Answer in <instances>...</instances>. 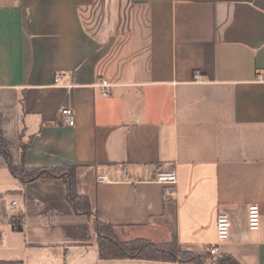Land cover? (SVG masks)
<instances>
[{"label":"crops","instance_id":"1","mask_svg":"<svg viewBox=\"0 0 264 264\" xmlns=\"http://www.w3.org/2000/svg\"><path fill=\"white\" fill-rule=\"evenodd\" d=\"M0 132L15 165L24 147L28 167L74 165L120 240L264 264V0H0ZM170 169L175 186L154 179ZM95 238L62 179L22 183L0 157L1 260L194 264L100 259Z\"/></svg>","mask_w":264,"mask_h":264},{"label":"trees","instance_id":"2","mask_svg":"<svg viewBox=\"0 0 264 264\" xmlns=\"http://www.w3.org/2000/svg\"><path fill=\"white\" fill-rule=\"evenodd\" d=\"M9 142L0 132V157L7 163L11 173L22 183H27L38 178H60L64 182L66 200L72 205L76 213L84 214L92 220V227L96 233L95 242L98 247L100 259H146L158 261L192 262L194 264H206V257L183 249L176 238L170 242L154 243L145 238L132 240H120L112 224L100 221L93 210L90 200L86 195L77 190L76 167L69 166H45L28 167L24 164L22 150L21 161L18 164L12 162L8 149ZM21 230V225H14ZM0 264H20L14 261L0 259ZM214 264H238L232 257L223 255L217 258Z\"/></svg>","mask_w":264,"mask_h":264},{"label":"built area","instance_id":"3","mask_svg":"<svg viewBox=\"0 0 264 264\" xmlns=\"http://www.w3.org/2000/svg\"><path fill=\"white\" fill-rule=\"evenodd\" d=\"M196 79L203 80V76L201 74H197ZM100 85L102 87L103 94L107 95L110 93V83L107 80L102 79ZM61 114H62V123L71 126L75 124L76 120H75V114L73 108L63 107L61 109ZM98 179L100 181H103L106 180L107 177L105 175H99ZM154 179L157 182L175 186L178 181V176L174 169L160 170L156 174ZM170 193L173 195L175 191H171ZM247 223L249 229L251 230H257L260 227L261 209L258 204H251L248 207ZM231 225L232 223L227 213L225 212L218 213L216 217L217 240L215 243L210 244V246L208 247V250L211 255H217L219 247L227 241L229 237Z\"/></svg>","mask_w":264,"mask_h":264},{"label":"rangeland","instance_id":"4","mask_svg":"<svg viewBox=\"0 0 264 264\" xmlns=\"http://www.w3.org/2000/svg\"><path fill=\"white\" fill-rule=\"evenodd\" d=\"M205 262H206V264H214L213 261H210V260H207V259H205Z\"/></svg>","mask_w":264,"mask_h":264}]
</instances>
